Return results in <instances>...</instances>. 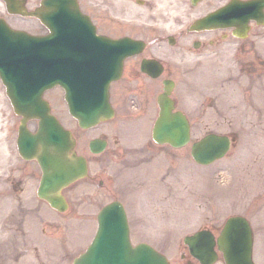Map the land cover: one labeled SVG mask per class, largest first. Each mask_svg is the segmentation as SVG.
Instances as JSON below:
<instances>
[{
    "label": "rangeland",
    "instance_id": "374dc122",
    "mask_svg": "<svg viewBox=\"0 0 264 264\" xmlns=\"http://www.w3.org/2000/svg\"><path fill=\"white\" fill-rule=\"evenodd\" d=\"M121 4L125 6L126 13L132 16H134L133 14L145 11L142 10L143 8H139V5H134L130 0H121ZM170 7L172 10L169 12L173 14L174 23L185 22L188 13L183 9L182 0H174ZM157 11H161L159 6ZM252 40L254 41V47L257 45L263 47L262 42L264 43V40L261 42L260 36ZM257 40L259 41L257 42ZM246 41L244 46L241 47H245L251 43L250 40ZM253 46L252 48H254ZM238 48L230 47L229 49H223L219 58H214V54L209 57L205 56L201 60V64L208 69L205 70L206 72L213 70L219 60H221L222 67L227 68L229 66L226 63L230 65L235 57L241 55ZM171 52L174 57L173 63L175 66L181 68L184 61L182 49L173 47ZM254 54L260 57L264 56L260 51ZM259 76H262L261 72ZM177 78L176 98L178 99L179 106H181L185 97L182 91L183 81L181 74ZM254 83H257L256 76ZM0 89L6 96L2 83H0ZM55 90L56 88L50 92L51 96H58V91L56 92ZM249 98V114L247 117L231 115L229 116V120L226 117L194 118L192 128L193 138L202 135L204 131L211 127L218 131L230 130L231 128H238L240 130L237 133V143L225 156L211 164L200 165L193 160L190 154L191 143H188L179 147L177 154V158L184 159L186 156H189L187 157L188 159L185 158L186 162L183 161L182 163L178 161L171 172L166 167L167 156L171 157L169 152L173 149L168 145H159L151 137V119L154 117L153 106L150 107V111L146 112L147 116L145 117H138L139 114L125 116L121 114L120 109L118 116L111 118L108 122H105L97 128L82 130L77 127L76 132H84L85 138L97 133L107 135L111 142L110 150L107 153L100 154L101 156H93L89 164V175L66 190V194L72 202L68 211L60 213L47 203H42L41 209L44 214L51 218H60V220H64L70 224H68L67 231V224H60V226L62 225V232L65 235L60 233L55 238L51 237L53 240L47 242L39 241L36 243L38 245V253L42 256L49 250L56 251L63 249V242L66 239L68 240L66 245L68 249L73 248V251H76L77 248H82L84 243L89 239V234L92 233V227L94 226L95 229L97 226L96 212L98 206L109 201L112 196H121L119 194V185L130 180L133 175H137L142 180L133 185L128 182L122 191L135 190L136 194H141L146 201L152 203L158 209L160 206H163L161 208L165 209L167 213H161L160 211L162 210H157L159 211L158 213L154 211L143 212L145 208L141 201L135 198V202L130 201L127 209L134 242L139 240L151 241L154 245L165 250L166 252H164L167 255L169 254L168 256H172V264H180L179 256L176 253L181 251L182 237L185 233L192 232L202 226L218 227L223 223L226 216L233 213H245L255 222L257 227L256 235H259L260 231L258 229H260V223L262 224L263 232L254 240L253 257L258 264H264V125H261L264 123V101L254 96H250ZM121 99L122 96L119 102H121ZM122 101L126 100L123 99ZM54 103H60V99ZM0 106H2L0 115L6 114L7 110L5 105L0 104ZM67 120L69 122L71 121L69 119ZM215 120L218 121L215 122ZM205 121H209L208 128L205 125ZM237 123L241 124L242 129L236 126ZM254 138L256 139L254 140ZM116 140H119L118 145L116 144ZM141 141L149 144L150 149H147L148 151ZM114 147H117L119 151L118 155L113 154L112 149ZM150 153L155 155L151 156ZM2 155L3 152L0 146V168H6L7 165L1 161ZM147 155L151 156L147 157V160L152 159V157H155V160L144 168H141L140 165L147 160L139 161ZM20 164L23 169L21 171H15L13 175L21 178L22 186L20 189L22 191H16L15 194L22 195L13 196L9 200V195L8 197L2 196L6 194V191L0 190V243L1 237H4L6 234L7 230L5 228L8 227L10 215L12 219H19L24 216L26 211H16L19 207L30 208L33 204L37 208L39 206L41 207L40 202L36 198V186L40 176L39 167L33 161H28L27 163L21 162L18 165ZM97 172H99L98 176L95 174ZM93 174L98 178L102 175L109 177L110 185L106 186L107 190L89 184L88 180ZM162 175L170 180L169 190L167 188V196H161V193L158 191L160 186L154 183ZM159 184H161L160 181ZM0 186L3 188L2 182ZM90 191L91 193H89ZM93 193L98 194L96 197L98 200L95 203H90L88 200L82 203L79 196L86 199L88 195ZM127 199L129 198L127 197ZM80 203L81 205L79 206ZM27 215L29 216L28 224H30L31 228L37 227L38 229L41 225L49 222L46 219L41 223V217L39 218L32 211H29ZM74 223H83L84 225H75ZM171 229L173 230V234ZM26 230L27 227L24 225L19 233L24 236ZM31 237L38 239V236ZM79 243L83 245L80 246ZM24 250H26L25 246L19 245L17 249L13 248L12 252L18 256ZM68 256L64 255L65 261ZM0 264H37V261L31 257L22 258V260L13 262L5 261L2 258ZM43 264H57V260L43 261Z\"/></svg>",
    "mask_w": 264,
    "mask_h": 264
},
{
    "label": "flooded vegetation",
    "instance_id": "af4514ba",
    "mask_svg": "<svg viewBox=\"0 0 264 264\" xmlns=\"http://www.w3.org/2000/svg\"><path fill=\"white\" fill-rule=\"evenodd\" d=\"M39 1L41 0H38V3ZM136 1L139 3L138 7L145 11L133 14L138 18L137 22L126 24L118 19L128 16L125 6L121 2L118 3L117 0H79L81 9L95 23L97 31L112 36L128 34L142 42L141 49L123 58L117 77L110 82L109 96L116 113L121 109L122 115L139 114L138 117H145L151 106H153L155 113L156 96L163 90V80L170 78L175 81L171 95L176 96L177 76L181 74L182 91L185 97L180 107L187 114L191 127L194 125L195 117H226L227 120L231 115L247 117L249 114V97L264 96V56L260 57L254 54L259 53V51L264 54V43L262 42L264 40V22L249 18L245 21L238 19V22L232 25L195 28L191 25L194 17L206 15L229 0H197L196 4L192 6L197 8L190 9L193 15L191 18H187L188 21L185 20L186 23H174L172 13L166 9V4H171L172 0ZM158 4L165 5V10L157 12ZM0 20L12 27L16 26L28 31L30 24L34 22L28 15L16 14L9 10L4 0H0ZM210 24L214 23L211 22ZM181 25H183L182 28H180ZM36 31L45 33L47 28L41 24V28ZM258 36H260L263 47L260 45L253 46L254 41L252 39ZM246 40H250L251 43L241 47L247 42ZM173 47L182 49L184 53L181 68L173 63L174 57L171 52ZM230 47H239L241 55L235 57L230 65L226 63L229 66L227 68H223L220 63L221 60H219L213 70L206 72L205 70L208 69L203 67L201 60L205 56L209 57L213 54L214 58H219L222 50ZM144 58L150 61L151 72L141 68ZM159 68L161 70L159 74L154 75V70ZM260 72L262 76H259ZM255 76L257 83H254ZM121 96L122 99L119 102ZM123 99L126 101H122ZM134 104L142 107L141 113L132 111L131 106ZM0 121L7 124L6 131L14 132L19 116L10 114ZM217 121L215 120V122ZM208 122L205 121L207 128ZM236 126L241 128L240 123H237ZM213 130L218 131L213 127L206 131ZM239 131L238 128L225 130V132ZM100 136L103 135L100 134ZM116 144L118 145L119 141H116ZM109 150L110 143L101 153H107ZM112 152L114 155L119 154L117 147H114ZM16 169L21 171L23 167L20 164L17 165ZM95 174L98 176L99 172ZM95 174H93L91 181L96 180ZM18 182L19 180H17ZM100 182H104V179L100 178ZM9 242L13 244L16 240L11 237Z\"/></svg>",
    "mask_w": 264,
    "mask_h": 264
},
{
    "label": "water",
    "instance_id": "95a60500",
    "mask_svg": "<svg viewBox=\"0 0 264 264\" xmlns=\"http://www.w3.org/2000/svg\"><path fill=\"white\" fill-rule=\"evenodd\" d=\"M54 8L66 6L63 0H54ZM50 17H47V20ZM0 75L7 85L10 96L19 112L27 116L37 115L39 125L36 131H30L23 123L18 136L20 152L26 157H35L42 169L39 185V194L50 204L60 210L67 206V202L60 191L64 185L86 172V161L83 156L73 150L74 139L70 132L60 122L54 119L47 110L48 107L41 98L19 101L15 97V79L7 78L4 68H0ZM51 77H54L51 75ZM50 79V80H49ZM48 80V81H47ZM45 85L52 84L50 76H46ZM32 93L27 87L21 89ZM67 100H70L67 94ZM106 96H96L92 110L82 114L75 111L83 125L109 116V106ZM41 100V101H40ZM159 115L153 127V137L157 141H169L180 145L189 139V125L184 114L177 110L172 111L173 100L169 96H159ZM229 137L216 133H209L195 141L192 147L194 157L200 162H209L222 155L229 145ZM115 211V212H114ZM117 218L111 217L113 214ZM100 228L92 243L73 264H167L165 257L146 243H140L132 248L129 244L126 219L118 202L105 206L99 214ZM204 231H197L185 237L186 241L192 238H201ZM208 242L195 241V254L205 259L213 256L211 248L213 241L206 235ZM251 233L248 222L241 216H231L227 219L222 234L218 238L223 249L227 264H253L251 261Z\"/></svg>",
    "mask_w": 264,
    "mask_h": 264
},
{
    "label": "bare ground",
    "instance_id": "6f19581e",
    "mask_svg": "<svg viewBox=\"0 0 264 264\" xmlns=\"http://www.w3.org/2000/svg\"><path fill=\"white\" fill-rule=\"evenodd\" d=\"M3 96H5L3 93H2V91H1V89H0V101L2 102V103H5L4 102V97Z\"/></svg>",
    "mask_w": 264,
    "mask_h": 264
}]
</instances>
